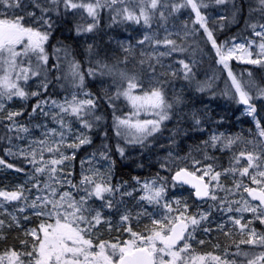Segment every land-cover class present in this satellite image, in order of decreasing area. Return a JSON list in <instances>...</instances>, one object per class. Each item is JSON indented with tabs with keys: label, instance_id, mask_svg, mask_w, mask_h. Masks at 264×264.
<instances>
[{
	"label": "snow or ice",
	"instance_id": "6c2138e0",
	"mask_svg": "<svg viewBox=\"0 0 264 264\" xmlns=\"http://www.w3.org/2000/svg\"><path fill=\"white\" fill-rule=\"evenodd\" d=\"M50 4L55 6L52 8L42 6L38 0H33V6L40 9V16H36L35 12H28L29 17L34 18L42 26H47L51 29L53 21L51 16L47 13L59 10L62 4L65 10H83L87 17L91 18V22L87 25L77 26V33H91L99 26V14L102 9H109L114 12L112 16L113 22H116L117 17L122 21L131 22L134 24H142L148 28L151 27L153 20L159 17L160 20L166 21L169 16L181 12L182 9H190L195 14L194 24H198L199 28L203 30L207 40L215 49L216 55L219 57L218 63L222 64L227 70L228 77L231 81V89L234 91H225L224 95L235 99L237 103L245 106V113L251 116L256 123V128L260 137H264V125L260 120L256 119L257 106L255 100H264V87L255 85L252 81H244L238 78L229 67V60L234 57L243 63L251 65L264 66V23H253L250 27L253 29V35L259 38V43L256 45L258 51L254 54L251 50L256 41H249L247 46L245 44H233L231 47H226L225 44H218L214 38L213 30L210 29L207 17L202 14L201 9L206 8L208 5L205 0H49ZM226 0H215L216 4H224ZM257 8L262 16H264V0H256ZM119 5V7H117ZM132 5V6H130ZM0 6L8 9H16L21 7V0H0ZM167 13V15H166ZM24 16H13L12 18H0V101L4 98L11 100L13 97L20 99H28L29 96H39V91L29 93L25 90L23 84H26L31 77H36L41 74V68L48 63V55L46 54L45 44L49 40L50 31L43 30V27H35L32 25H25L23 23ZM185 28L187 25L185 24ZM259 28L260 31H256ZM197 29H192L191 32L186 31L185 36L194 34ZM172 34L169 33L163 40L156 38L155 35L145 34L143 39L139 40L138 44L151 43L154 47L164 46L169 49L166 52H159V57L171 55L174 52H183L185 49L177 45L176 40L169 38ZM129 51V49H125ZM91 51V45L89 46ZM240 52L239 56L235 54ZM35 56L37 64L35 68L29 62L28 66H23L22 57ZM255 56V58H254ZM152 54L149 55V59ZM141 63H144L142 60ZM177 63L181 66L178 70H173L170 73L165 72L163 75H171L176 77L182 73L183 78L188 80L191 78L192 68L184 60H179ZM104 67H108L104 65ZM151 67V65H150ZM169 68L171 66L169 65ZM71 75L73 80L79 81V86L83 87L84 75L79 71V64L76 62L70 63ZM89 74H92L91 71ZM121 79L127 81V88L122 91H117V97L124 96L135 109L133 115H138L141 111L152 112L158 119L152 120H137L134 123L130 118L121 119L116 118L117 126H124L127 129H135L132 133L134 139L130 143L143 144L144 141L152 136L153 133L160 130V125L163 121L169 119V109L173 107L169 103L165 94L160 87H152L149 91H144L141 95H134L133 90L142 87L135 76H129L126 72L119 73ZM251 76V73H248ZM23 82V84L21 83ZM39 87L47 90L48 84L42 81ZM255 88V95L252 94V89ZM199 91H204L201 86ZM86 98L79 99L75 94L72 95L70 100L66 99L63 103H58L53 100L52 104L59 109V113L53 115L55 120L61 128L70 126L66 125L63 118L64 114L74 117L84 129H91L93 127L92 120L87 117H92L94 120H100L101 117L94 114L96 108V101L92 98L90 93L84 94ZM179 102V97L176 98ZM47 101H41L33 108V112L37 109H42V104ZM4 107L0 103V110ZM47 115V113H44ZM22 115L21 112H9L7 119L15 125V117ZM199 124V119L195 120ZM18 131L27 132L28 129L20 125ZM51 134L59 135V144L64 143L65 133L63 131L57 132L56 129L50 130ZM120 134L119 132L117 133ZM47 135V134H46ZM239 140V137H223L221 135H212L210 137L211 146L215 147L217 143H221L223 147H231ZM90 138L80 133L76 136L75 142L68 144V147L79 148L81 145L90 143ZM41 145L39 153L35 149L20 155L28 159V162L34 166V173L43 175L48 174V180H56L58 183H67L72 188H81L85 195L77 199L72 192L64 191L59 193L57 197V189L52 187L50 183L44 184V189H48L49 196H37L31 202L29 207L36 209L35 215L47 217V220L42 221L39 229H31L25 232V236H31L33 243L30 250L18 251L15 248L6 249L0 252V264H205V261L210 257L215 264H264V234H258L254 228L248 229V224H242L240 218H231L235 225L240 226L241 232L248 229L247 239H241L240 244L251 245L259 247L262 250L257 254L251 251L240 249L237 245V252L234 256L243 257L244 260L238 262L236 259L228 260L221 258L218 255L208 256L193 254L191 244L187 242L191 238V232L188 231L189 227L195 230V226L199 225L202 220L206 219V215H201L199 219L196 215H186L187 206H184V211L179 212L174 217H165L163 220L153 219L151 221L152 227L146 228L147 234L133 231L129 226L125 229L130 233V239L127 241L109 243L107 241H99L93 243L91 238H88L91 229L104 221L101 213L95 211L88 206V201L93 197L104 201L105 206L112 207V201L106 198V194H111L114 187L103 179H95L99 175L94 173L92 176L85 175L82 177L80 184H73L71 180L59 181L56 177L59 168L70 157L60 152V148L48 145L46 140L38 142ZM208 143L207 141L205 142ZM59 153V158L55 156L51 159H44V152ZM118 151L121 155L124 154V149L119 148ZM8 155H15L11 149L7 151ZM39 156V159H37ZM246 159V165L240 167H230L225 169V173L238 174L241 179L235 181V188L237 191L243 190L247 193L249 199L232 201L227 207L228 212H232L233 208L231 203L241 205L235 208L236 212H250L254 218L264 224V158L261 155L252 151H240L238 155L234 156L236 165H240L241 159ZM199 164L200 161H194ZM0 166L13 169L17 172L23 169L8 163L6 160L0 158ZM250 169L252 171H250ZM199 171V169H197ZM221 172L214 171L213 165L208 164L203 169L202 175H197L195 171H188L187 169H180L173 177L174 180L182 181L185 184H190L195 189L197 197H209V185L211 181H216V187H221L219 184ZM210 176V181H205V177ZM243 177H247L252 187L245 184ZM32 179H36L33 175ZM139 183V181H137ZM40 190L39 183L34 184ZM145 195L141 197L149 203L160 204L163 199L164 187H156V182H145L143 184ZM25 187L20 185L14 191L0 190V208H3V202L14 201H27L25 196ZM130 195V193H128ZM212 200H216V195L210 196ZM252 201H258V204H253ZM179 204V201H177ZM169 210L173 211L170 204L163 205ZM19 211L23 212L24 208ZM128 215L121 217L122 222L129 220ZM27 219V217H25ZM15 220V217H13ZM48 220L54 221L52 223ZM4 226V221L0 220V228ZM11 227V225H9ZM207 231V229H205ZM187 233V237L186 234ZM42 234V235H41ZM0 233V239H3ZM184 243L182 246L180 242ZM22 244L27 245V240H22ZM204 243V241H200Z\"/></svg>",
	"mask_w": 264,
	"mask_h": 264
},
{
	"label": "rangeland",
	"instance_id": "374dc122",
	"mask_svg": "<svg viewBox=\"0 0 264 264\" xmlns=\"http://www.w3.org/2000/svg\"><path fill=\"white\" fill-rule=\"evenodd\" d=\"M28 12H35L37 17L40 16V13L33 6V0H21V7L16 9H8L0 6V18H5V16H7V18L24 16L25 19L23 23L25 25L43 27V30L46 31H51V29L54 28V22L52 28L48 29L47 26H42L39 22H36L34 18L29 17L27 15ZM190 15L191 13L189 11L181 10L175 17L169 16L161 36L151 27L136 29L135 26H132V31L128 34L114 38L113 50L118 53H123L132 62L137 58L145 61L149 58V55L152 54V58L150 59L151 67H149L150 70H148L150 73L144 76L143 80L138 81L142 87L133 90V94L141 95L144 91H149L152 87H160L163 91H168L169 96L175 99V108L173 107V112H169V119L163 121L160 125V130L153 133L152 136H149L143 144L130 143L129 141L134 139L132 133L135 132V129H127L122 126V131L125 130V134H123L122 138L127 141L129 148L126 150V148L122 147L124 149V154L121 156L131 160L133 164L145 163L147 169L150 168L151 165H157L159 170L169 173H173L176 169L184 167L190 171H195L197 175H202L204 167L208 164H212L214 171L222 173L219 180L221 187H216V181H211L209 185L210 196L214 194L217 199L212 200L209 196L204 200H197V203L192 205L189 202L188 195L185 193L179 192L176 196L167 197L166 173H158L157 175H150L143 178L136 176L133 178V183H136V185L130 183L126 184V182H121L120 185L114 184L113 162L108 153L92 152L75 160L77 148H71L67 145L75 142L76 136L80 133L86 134L87 129L82 128L74 117L64 114L60 115H63L66 125L70 126V130L68 127L61 128L52 118L53 115L59 113V109L52 104L53 100L42 104L43 111L37 109L36 112H33L32 109L31 111L25 112V115H22L23 117H15V125H13V122L6 118L7 114L9 112L23 113L25 106L22 108L20 105H17L14 97L11 100L4 98L0 101V103L4 105L3 109L0 110V118L6 119L10 129L14 130V133L11 134L13 135V139L8 141L5 153L7 154V151L11 149L12 153H15V155L9 156L21 158L28 167L26 169L21 168L23 171L17 172L15 168L9 169L0 166V190L14 191L18 186L23 185L26 189L24 194L27 197V201L3 202V208H0V220L4 221V226L0 228V233L5 237L6 233L11 229H19V238L28 241L27 245L22 244L20 246V251L30 250L31 244L33 243L32 237L25 236V232L31 229L38 230L40 222L47 220V217L35 215L37 210L28 206L37 196L50 195L49 190L44 189L45 183H50L52 187L57 189L58 194L56 199L59 198V193L64 191L72 192L77 199L85 195L84 191L81 190L83 186H81V188H72L67 183H58L56 180L49 181L47 173L43 175L34 173V166L28 162V159L31 157L25 159L20 153H27L32 149H35L36 152L39 153L41 145L38 142L41 140H46L48 145L59 147L60 152L70 157V159L59 166V168L62 169V171H58L56 174L59 181L71 180L73 184L79 185L83 176H92L94 173H98L99 175L95 176V179H103L114 187V191L111 194H106V198L112 201L111 208L106 207L104 201L94 197L88 201V206L95 211H99L104 221H107L91 229L88 238H91L94 244L101 240L109 243H122L123 241L129 240L131 238L130 233L125 231L129 226L133 231L147 234L146 228L142 223L144 220V213L150 215L151 221L153 219L163 220L166 216L174 217L178 215L179 212L184 211V206L186 205V215H196L198 219L202 214L207 217L202 220L199 225L195 226V230H193L192 227L188 229L192 235L187 242L191 244L190 251L193 254L204 255L206 257L208 254L218 255L221 258H227L228 260L236 259L240 262V257L233 255L237 252V245H239L242 250H251V248L248 247L251 245H248L246 248L245 244H240V240L247 239L248 229L254 228L256 232L260 234L261 228L257 229L256 223L259 224V227H264V224H261L259 220L255 219L250 212H236L235 208L241 205L231 203L233 211H227L230 202L241 200L242 197L250 200V197H248L247 193H244L242 189L237 191L235 188V181L241 179V177H239L238 174L225 173L224 170L233 166L240 167L241 165H246L247 161L243 158L241 159L240 165L235 164L234 156L238 155L240 151H252L264 158V137L259 136L256 126H245L239 120L242 116L247 115L244 105L238 103V113L234 116V125H236V128H230L220 123V118L216 116V113L219 111L216 109L215 105L210 104L207 99L205 100L203 96L199 94V90L196 87L197 80L192 76L196 77L198 74L209 73L204 72L203 65L208 62L219 60L215 49H213L212 53H206V55L194 59H189L182 54L174 52L171 53V55L159 57L160 62L157 63L159 52H166L169 51V49L162 45L154 47L149 42H145L143 45L137 43L139 40L143 39L145 34L155 35L156 38L163 40L165 36L171 33L172 35L169 38L176 41L191 36V34L185 36L186 31L191 32L192 30ZM204 15L207 17L209 27L213 30V34L224 28L225 23L223 18L225 17V13L223 8L211 10ZM71 16L77 20L78 25L86 26L87 23L91 22V18L87 17L83 10H71ZM185 24L187 28H185ZM256 31H260V29ZM81 39L88 45L92 44V40L88 33H81ZM249 41H256V44H253L251 48L255 54L258 51L256 45L259 43V38L255 36L248 40L233 39L230 43L226 44V47H231L233 44H245L247 46ZM125 49H129V51ZM240 54V52H237L235 55L239 56ZM179 60H184L191 66L192 74L190 79H184L182 73L176 77L170 74H162L180 69L181 66L177 63ZM233 60L242 62L235 57ZM169 65L171 68H169ZM212 76L213 73H209V77ZM99 85L103 89L108 88L107 84L103 81H101ZM85 93L90 92L86 89H73L69 93L64 94L62 98L55 99V101L63 103L66 99L70 100L73 94L79 99H84L86 98L84 95ZM177 97L180 98L179 102H177ZM257 101L259 104L256 119L259 120L260 118H264V104L262 100ZM134 112L135 109L130 103L129 112H127L125 116L121 115V119L130 118L133 123L137 120L158 119L152 112L141 111L138 115H133ZM44 113H47V115ZM196 119H199V124L195 123ZM20 125L25 126L28 131H18L17 129ZM51 129H56L57 132L63 131L65 133L64 143L62 145L58 143L60 140L59 135L51 134ZM193 130H202L204 132L205 139L198 145L190 144L188 139H184V137L192 136ZM221 134H223V137H239V140L228 148L223 147L221 143H217L215 147H212L210 137L212 135L219 136ZM206 141L208 142L207 144L205 143ZM54 156L55 158H59V153L44 152L45 160L51 159ZM37 159H39V156H37ZM223 159L225 163L221 162ZM194 161H200V163L195 164ZM147 165H149V167ZM197 169H199V171H197ZM250 171L252 170L250 169ZM33 175L36 176V179L31 178ZM242 179L245 184L251 185L247 177H243ZM205 180L210 181V176H206ZM137 181H139V183ZM152 181L156 182V187L163 186L165 189L160 204L149 203L141 199V197L145 195L143 184L145 182L151 183ZM37 183H39L40 190L33 186ZM251 186L255 187V185ZM176 187L180 188L182 186L177 184ZM136 190H138L137 193ZM128 193H130V195L135 193V197L130 199L124 197L129 195ZM130 195L128 197H130ZM0 201H2V198H0ZM177 201H179V204H177ZM165 203L170 204L173 211L169 212V210L163 206ZM252 203L258 204V202L255 201H252ZM20 208H24V211H19ZM123 215H128L130 217L129 220L122 222L121 217ZM13 217H15V220H13ZM25 217H27V219H25ZM230 217L240 218L242 224H248L249 221H251V223L248 224V229L241 232L240 226L235 225ZM207 220L210 222L215 221L213 227L215 235L219 233H224L225 235L230 234L232 237L236 235L237 242H234L235 247L233 249L217 244L210 253L199 254L195 252L194 245L202 241V239L197 237V230L201 229L203 235L208 234L207 228H205L207 231H205V229L203 230V225ZM38 221L40 222L38 223ZM47 222L52 223L54 221L48 220ZM9 225H11V227H9ZM1 240L2 239H0V241ZM183 243L184 242L180 243L179 246H182ZM205 264H215V262L209 257L205 261Z\"/></svg>",
	"mask_w": 264,
	"mask_h": 264
},
{
	"label": "trees",
	"instance_id": "16d2710c",
	"mask_svg": "<svg viewBox=\"0 0 264 264\" xmlns=\"http://www.w3.org/2000/svg\"><path fill=\"white\" fill-rule=\"evenodd\" d=\"M205 2L208 6L201 9L202 14L211 10L224 9V28L214 33V38L217 40L218 44L225 42L230 43L233 39L248 40L254 36L253 29L250 25L253 23H264V16H262L259 11L255 10L257 8L256 0H226L224 4H216L215 0H205ZM39 3L44 7H55L50 4L49 0H39ZM117 7H119V5ZM36 9L40 13V9ZM186 11L191 13L190 21L192 29H197V31L185 39L176 41L178 46L185 49L183 52L177 53L189 59L204 56L206 53H212L213 48L211 43L207 40L206 35L203 33V30L199 28L198 24L193 23L195 14L192 13L190 9H186ZM47 15L51 16L54 22V28L51 29L49 40L45 44L48 63L42 66L39 76L31 77L26 84L21 82L25 90L29 93L33 90L40 92L39 96H29L26 100L14 97L17 105H20L22 108L25 106L22 115H25V112L31 111L40 101H51L62 98L64 94L69 93L73 89L88 90L96 101L97 106L93 110L94 114L101 117V119L97 121L92 117H87L92 120L93 123V127L87 129L86 133L91 142L77 148L75 160L92 152L108 153L113 162V182L119 185L121 182L136 185V183H133V178L136 176L143 178L150 175H157L158 173H166V196L173 197L179 192L185 193L189 197V202L192 205L196 204L197 200L192 190L184 186L177 188V184L172 179V173L161 171L155 165L147 170L145 163L133 164L131 160L121 156L118 151V149L122 147L127 150L129 144L122 138L123 134H125V130L122 131V126H117L116 118H121V115L125 116L130 110V102L124 96L121 95L117 97L116 95L118 90L122 91L127 88V81L121 79L119 73L126 72L129 76H135L137 81L143 80L144 76L150 73L148 70H150L151 60L148 58L144 63H141L142 60L140 58H137L133 62L130 61L123 53H118L113 50L114 38L128 34L132 31V26H135L136 29H141L146 26L122 21L119 17H117L116 22H113L112 16L115 15V13L107 8L102 9L99 14V26L93 32L88 33L92 40L91 51H89L90 45L84 43L81 39V33L78 34L76 31L77 26L80 25H78L77 20L71 16V10H65L61 4L58 12L51 11L47 13ZM176 15L177 13L171 16L175 17ZM167 20L163 21L160 20L159 17H156L152 22L151 28L161 36L166 27ZM21 59L25 67L28 66L29 62L32 64L33 68H35L37 64L35 56L22 57ZM73 61L79 64V71L84 75L83 87H80L78 79L73 80L71 75L70 63ZM228 63L229 67L238 78L244 81H252L255 85L264 87V66L246 64L233 59L229 60ZM104 65L108 67H104ZM152 65L154 66L153 63ZM203 67L204 72L213 73V76L209 77V73L198 74L196 77L192 76L197 80L196 87L198 89L201 86L204 87V91H199V94H201L205 100L207 99L210 104L215 105L216 109L219 111L216 113V116L220 118L221 124L229 126L230 128H236V125H234V116L238 113V103L235 99L224 95L225 91H234V89H231V81L228 77L227 70L222 64L218 63V60L208 62L203 65ZM90 71L92 74H89ZM249 72L251 76L248 75ZM45 78L48 84L46 91L39 87L41 82L45 81ZM101 81L107 84V89L100 87L99 83ZM251 91L252 94L255 95L256 89L253 88ZM163 92L166 100L175 108V99L169 96L168 91L164 90ZM262 102L264 104V100H262ZM254 103L258 111L259 103L257 100H255ZM173 107L168 111L173 112ZM239 120L245 126H256L251 116L245 115ZM259 120L261 124L264 125V118H260ZM118 132L120 133L119 135L117 134ZM201 132L203 131H194L192 136L184 137V139H188L190 144L198 145L205 139L204 132ZM12 133H14V130L10 129L8 121L4 118H0V158L18 168L26 169L28 166L25 165V162L21 158L9 156L5 153L8 141L13 139ZM221 162L225 163V160L223 159ZM73 180L76 181L75 179ZM248 182L251 183L250 180ZM137 192L138 190H136V193ZM128 196L129 195H126L124 197L128 199L134 198L135 193L130 195V197ZM143 215V226L145 228L152 227L150 215L146 213ZM39 222L40 221H38V223ZM214 224L215 221L210 222L209 220L204 223L203 230L205 228L208 229V234L206 235H203L201 229L197 230V237L202 239L204 243H196L194 245L195 252L199 254L210 253L217 244H221L229 249L235 247L234 242H237L236 235L233 237L230 234L225 235L224 233L215 235V230L213 229ZM256 224L257 229L261 228L260 234H264V227H259V224ZM19 235V229L14 228L7 232L6 236L0 241V252L9 248H15L20 251L22 239L19 238ZM247 246L248 245H245L246 248ZM248 247L251 248L252 252L257 254L262 250L255 246ZM240 260L243 261L244 258L240 257Z\"/></svg>",
	"mask_w": 264,
	"mask_h": 264
},
{
	"label": "water",
	"instance_id": "95a60500",
	"mask_svg": "<svg viewBox=\"0 0 264 264\" xmlns=\"http://www.w3.org/2000/svg\"><path fill=\"white\" fill-rule=\"evenodd\" d=\"M180 169H187V168H179V169H176L174 172H173V174H172V179H173V177L175 176V174H176V172L177 171H179ZM188 171H190L189 169H187ZM191 172V171H190ZM174 180V179H173ZM206 181V180H205ZM174 182H176L177 184H179V185H182V186H185V187H187V188H190V189H192L193 190V194H194V196H195V198L197 199V200H204V199H206L207 197H197L196 196V194H195V189L190 185V184H185V183H183L182 181H177V180H174ZM209 191H210V189H209ZM256 202H258V201H256ZM187 234V233H186ZM185 234V235H186ZM182 242V241H181ZM180 242V243H181Z\"/></svg>",
	"mask_w": 264,
	"mask_h": 264
},
{
	"label": "bare ground",
	"instance_id": "6f19581e",
	"mask_svg": "<svg viewBox=\"0 0 264 264\" xmlns=\"http://www.w3.org/2000/svg\"><path fill=\"white\" fill-rule=\"evenodd\" d=\"M70 19H71V18H70ZM113 48H114V47H113ZM112 54H113V53H112ZM109 55H110V54H109ZM113 55H114V54H113ZM111 57H112V56H111ZM109 58H110V57H109ZM123 58H124V57H123ZM211 113H212V112H211ZM212 117H213V116H212ZM228 124H229V123H228ZM193 131H194V130H193ZM186 134H187V133H186ZM139 160H140V159H139ZM147 160H148V158H147ZM130 166H131V165H130ZM147 166L149 167V165H147ZM151 166H153V165H151ZM151 166H150V167H151ZM156 166H157V165H156ZM152 168H153V167H152ZM146 169H147V168H146ZM156 169H157V168H156ZM147 170H148V169H147ZM141 171H142V170H141ZM141 171H140V172H141Z\"/></svg>",
	"mask_w": 264,
	"mask_h": 264
}]
</instances>
